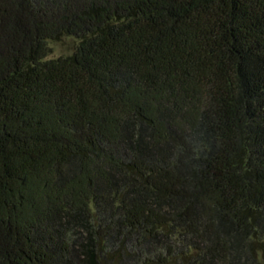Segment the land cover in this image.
<instances>
[{
    "label": "trees",
    "instance_id": "16d2710c",
    "mask_svg": "<svg viewBox=\"0 0 264 264\" xmlns=\"http://www.w3.org/2000/svg\"><path fill=\"white\" fill-rule=\"evenodd\" d=\"M0 264H264V0H0Z\"/></svg>",
    "mask_w": 264,
    "mask_h": 264
},
{
    "label": "rangeland",
    "instance_id": "374dc122",
    "mask_svg": "<svg viewBox=\"0 0 264 264\" xmlns=\"http://www.w3.org/2000/svg\"><path fill=\"white\" fill-rule=\"evenodd\" d=\"M77 44V40L69 35H62L58 39L48 41L50 52L47 58L70 55Z\"/></svg>",
    "mask_w": 264,
    "mask_h": 264
}]
</instances>
